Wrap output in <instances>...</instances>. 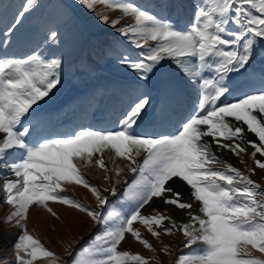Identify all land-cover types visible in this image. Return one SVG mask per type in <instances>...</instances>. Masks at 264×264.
I'll return each mask as SVG.
<instances>
[{"label":"snow or ice","instance_id":"obj_1","mask_svg":"<svg viewBox=\"0 0 264 264\" xmlns=\"http://www.w3.org/2000/svg\"><path fill=\"white\" fill-rule=\"evenodd\" d=\"M76 2L93 12L100 23L116 28L131 47L143 49L135 59L125 53L120 60L137 82L147 87L170 63L187 83L196 85L197 95L175 132L137 131L152 114V98L144 92L114 129L81 125L63 137L29 143L28 137L44 119L39 112L41 102L46 103L61 84L63 63L54 50L50 57L35 51L24 58L8 54L17 27L39 6V0H23L0 33V49L4 50L0 52V198L12 208L5 225L19 229L14 242L16 264L38 260L47 264H150L155 255L146 258L120 247L130 234L154 253L134 223L157 239L161 232L169 236L182 233L183 247L192 251L178 256L173 264H264V259L251 252L264 254V190L250 175L217 156V151L227 150L246 164L250 174L264 170V0H196L182 30L126 0ZM98 4L123 15L110 21L107 12L95 11ZM124 18L131 22L117 28ZM45 42L49 47L58 44V32L50 30ZM257 80L258 88L254 87ZM234 92L239 94L232 100ZM249 133L254 139H247ZM249 147L254 168L247 167L242 156L249 154ZM105 150H110V159L127 161L134 174L131 181H124L119 194L131 201L125 212L109 205V196H118L122 169H109ZM16 151L20 155L13 158ZM88 166L103 171L106 186L102 190L82 174ZM170 182H183L190 202H182V193ZM67 185L87 189L95 207L61 195ZM154 198L190 210L188 222L177 224L156 209L143 214L142 209ZM49 202L77 210L98 226L87 246L75 252L70 246L65 249L72 257L67 262H61L27 227L34 205L59 218ZM194 205L196 210L191 211ZM196 244L202 247L193 248Z\"/></svg>","mask_w":264,"mask_h":264},{"label":"rangeland","instance_id":"obj_2","mask_svg":"<svg viewBox=\"0 0 264 264\" xmlns=\"http://www.w3.org/2000/svg\"><path fill=\"white\" fill-rule=\"evenodd\" d=\"M179 1L182 5L190 7L191 13L193 12L192 1ZM62 2L68 7L76 9L79 18H76L74 12ZM62 2L61 0L55 1L52 8L49 7L48 3L39 11L33 10L26 15L14 32L10 46L7 47L8 54L16 58H24L34 51L42 53L45 57H50L54 50L55 55L63 63L61 84L57 86V89L53 90L54 94L47 99L46 103L41 102L39 112L43 114L44 119L28 137L29 143L39 141V138L34 139V137L44 132H50L51 135L49 137H63L81 125L85 126L93 123V117L96 118L97 116L103 119V125L97 126V129H103V127L114 129L117 126L113 124L118 123L119 118H121L136 97L144 92H148L153 97L151 86L160 82V79L155 78L157 77L156 75L153 77L156 81H152V79L148 86L144 87L143 82H137L134 74L120 63L123 54L127 53L135 59L137 54L143 49L131 47L125 38L116 31V28L100 23L93 12L83 9L77 4L76 0H62ZM126 2L139 5L142 8H148L156 14L159 12L168 13L169 11L168 0H126ZM22 3L23 0H0V33L3 32L5 24L13 20L14 14L19 11ZM61 5L70 13L61 9ZM95 11L97 13L107 12L110 21L123 15L119 11L107 10L103 4H98ZM46 12L52 19H44ZM81 18L89 24L96 34L92 42H88L86 39V34L83 32L79 21ZM129 22H131V18L121 19L116 27H121ZM52 29L58 32L59 43L49 47L45 42V37ZM2 51L4 50L0 49V52ZM169 73L171 76L178 74L172 69L170 63ZM107 75L111 76L112 80H107L109 84H104L103 80L107 79ZM186 85L187 92L193 94L192 85L188 83ZM165 90L167 93L175 92L173 86H167ZM167 99L166 93L163 94V102ZM157 109V114L162 116L160 107L157 106ZM184 110L188 112L189 108L185 106ZM66 117L68 118L66 119ZM63 120L74 121L69 127H62L64 129L61 132L53 133L52 128ZM160 129L162 128L160 127ZM247 139H254V135L247 136ZM213 150L216 151L214 146ZM251 150L249 147V154H242V156L244 161L247 162V167L254 168V161L250 157ZM109 151L105 150L103 154L109 169H114L115 167L122 169L119 177L120 183L117 185L118 196H109V205L117 211L125 212L131 206V201H127L119 194L124 190V181H131L134 178V174L128 170L127 161L115 157L110 159ZM217 156L219 159L226 160L241 172H244L245 175H250V178L259 183L261 189L264 190V170L256 169L255 174H250L246 170V164L242 163L240 158L227 150L217 151ZM215 167H219V165ZM82 174L91 184L101 190L106 186L101 169L88 166L82 169ZM112 175L115 180L114 171ZM171 186L182 193V202H190L191 198L185 186L181 187L180 185L178 187L176 183L171 184ZM61 195L79 200L86 206L95 207L94 197L91 196L87 189L81 186L67 185L66 191L61 193ZM49 207L57 213L58 219L46 210L34 205L29 211L27 227L29 232L39 238L47 249L56 253L61 262H67L72 257L68 255L65 249L70 246V250L75 252L87 246L92 235L98 230V226L83 213L70 209L65 205L49 202ZM153 209L171 216L177 224L186 223L189 220L187 215H181L180 212L184 210L166 205L162 199L154 198L149 205L142 209V213H153ZM195 210L196 206L194 205L191 211ZM11 211L12 208L10 206L0 201V264H16L14 242L19 229L4 223L6 216ZM133 227L141 231L142 238L148 240L155 250L154 253L144 249L130 234H126V241L122 242L120 247L132 253H139L146 258H151L155 255L156 259L152 260L150 264H156V261H159V264H173L178 256L192 251L191 248L183 247L184 238L180 232H175L172 236L161 232L157 239L152 237L138 223H134ZM192 247L200 248L202 245L196 244ZM165 248L168 249L167 252L164 251ZM251 252L256 258L264 259V254H260L255 250H251ZM36 264H47V262L38 260Z\"/></svg>","mask_w":264,"mask_h":264},{"label":"bare ground","instance_id":"obj_3","mask_svg":"<svg viewBox=\"0 0 264 264\" xmlns=\"http://www.w3.org/2000/svg\"><path fill=\"white\" fill-rule=\"evenodd\" d=\"M193 2V4L196 2V0H190L189 2ZM180 4V5H179ZM168 7L169 11L168 13H158V17L164 18L166 22L172 23L174 26L177 27L178 30H182L185 28L186 25H188L190 18L192 17L191 8L186 7L185 5H182L179 0H168ZM168 70L158 73L157 77L160 79L156 85H152V94H154L152 98V114L145 120V122L141 125L137 131L139 132H148L151 134L159 135L165 132L171 133L175 132L178 123L187 116L190 111L192 110L193 103L196 99L197 95V87L195 84L192 85V90L194 91L193 94H190L187 92V85L186 80L178 73L177 75L171 76L169 73V64L167 65ZM257 68L261 67V64L259 61H257ZM107 79L103 80L104 84H109L107 80H112L111 76H106ZM155 78H153L152 81H156ZM164 80V81H163ZM167 80V81H166ZM160 83V84H159ZM189 84V83H188ZM190 85V86H191ZM167 86H173L175 92L167 93L165 88ZM254 87H260V82L257 80L254 82ZM155 88V89H154ZM170 89V88H169ZM173 89V88H172ZM149 90V89H148ZM167 95V100L163 102V94ZM239 93H233V95L230 97V99L235 100L236 96ZM164 104V105H163ZM157 106L160 107V112L162 113V116H159L157 114ZM187 106L189 108L188 112H185L184 108ZM99 110V109H98ZM70 117V116H69ZM93 117V123L86 124L85 126H92L93 128H97V126L103 125V119ZM68 117H66L67 119ZM120 119V118H119ZM84 121V119H82ZM72 122H69L68 120L60 121V123L56 124L54 128H52L53 133H57L58 131L61 132L62 127H69ZM119 121V120H118ZM85 122V121H84ZM118 127L117 124H113ZM160 127L162 129H160ZM203 127V126H202ZM108 128V127H106ZM103 127V129H106ZM111 129V128H108ZM64 134V133H63ZM51 135L50 132H44L40 133L35 138H39L40 140L44 137H49ZM252 134H248L247 136H251ZM52 136H54L52 134ZM208 140H211V138H205ZM214 146V145H213ZM215 147V146H214ZM20 155L19 151L15 152V156L13 158H17ZM178 187L183 184V182L176 183ZM184 187V186H183ZM185 189L189 192L188 187L185 185ZM0 197H2V193H0ZM0 201H3L2 198H0ZM188 210L181 211V215H187Z\"/></svg>","mask_w":264,"mask_h":264},{"label":"trees","instance_id":"obj_4","mask_svg":"<svg viewBox=\"0 0 264 264\" xmlns=\"http://www.w3.org/2000/svg\"><path fill=\"white\" fill-rule=\"evenodd\" d=\"M55 1H58V0H39V6L38 7H36L34 10L35 11H38V10H40L42 7H44L46 4H48L49 3V7L50 8H52V6H53V4H54V2ZM61 9H63L64 11H67L68 13H70L68 10H66V8H64V6L63 5H61ZM52 19L49 15H48V12H46L45 13V17H44V19Z\"/></svg>","mask_w":264,"mask_h":264}]
</instances>
